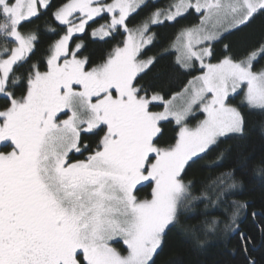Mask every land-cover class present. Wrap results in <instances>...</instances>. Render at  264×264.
I'll list each match as a JSON object with an SVG mask.
<instances>
[{
  "label": "snow or ice",
  "instance_id": "6c2138e0",
  "mask_svg": "<svg viewBox=\"0 0 264 264\" xmlns=\"http://www.w3.org/2000/svg\"><path fill=\"white\" fill-rule=\"evenodd\" d=\"M146 3L62 4L53 15L66 33L51 46L47 71L34 64L24 94L17 96L22 78L14 66H22L38 41L35 32L21 31L22 23L38 17L39 9L50 3L0 0V98L6 101L0 107V264H155L179 209L194 199L181 177L186 165L202 158L220 137L245 133L244 117L228 103L229 96L242 90L249 107L264 110V69L253 70V62L264 58V43L244 60L225 57L216 64L204 62L212 55L210 44L194 48L264 14V0H177L169 10L151 15L150 24L156 25L175 21L189 8L203 12L201 26L181 33L185 43L178 63L187 68L194 58L206 71L189 82L191 94L179 109L158 93L149 97L136 82L154 63V58H139L153 37L146 35L148 21L131 30L126 20ZM102 13L110 15V22L94 29L93 37L103 39L119 28L128 35L103 63L88 68L87 59L76 55L82 44L73 50L69 41ZM207 22L210 28L204 27ZM153 101L164 103V111H152ZM193 105H199L204 119L189 128L183 122ZM169 118L180 128L175 143L162 147L160 122ZM97 130L103 135L89 151L82 136ZM72 152L88 155L69 162ZM257 174L264 175V161ZM225 177L219 180L217 200H226L227 190L237 187L233 173ZM145 182L152 184L151 198L140 200L135 192ZM246 208V203L233 201L223 230L239 233L245 264H257L249 251L255 242L239 231ZM220 226L213 219L205 230L215 233ZM260 234L264 240V226ZM112 242H122L126 254Z\"/></svg>",
  "mask_w": 264,
  "mask_h": 264
},
{
  "label": "trees",
  "instance_id": "16d2710c",
  "mask_svg": "<svg viewBox=\"0 0 264 264\" xmlns=\"http://www.w3.org/2000/svg\"><path fill=\"white\" fill-rule=\"evenodd\" d=\"M112 0H104L110 3ZM68 0H50V6L39 11L38 17L23 22L21 31L25 34L35 32L38 41L34 50L28 54L29 58L21 62L22 66H14L16 75L21 82L16 88V95L24 94L27 76L35 64L40 71H47V58L51 46L66 33V26L55 20L53 13ZM177 0H149L146 6L140 7L127 20L128 28H135L147 20L158 9L163 11L171 8ZM78 16V15H77ZM201 14L190 9L175 21H164L162 24L151 25L148 35L152 42L141 50L140 59L154 58V63L141 73L137 84L147 90L149 97L158 93L163 99H168L180 92L190 79L202 73L203 69L194 62L189 68L182 67L172 50L174 41L186 29L196 26ZM110 16L102 15L89 23L84 33H75L70 39L71 49L78 43L82 47L77 52L81 59H87V67L91 68L103 63L116 47H120L124 39V32L119 28L105 39H93L90 31L101 24L109 23ZM55 29V32L51 31ZM264 43V14H257L246 26L233 29L222 35L211 44L212 55L208 63H218L225 57L234 61L246 58L249 53ZM227 46V47H226ZM264 68V58H258L253 69L260 71ZM237 107L245 120L243 137L231 134L219 138L218 143L211 147L202 158L190 162L181 174L183 182L188 185L194 199L178 212V219L170 227L163 250L155 257V264H245V256L241 250L239 233H227L223 230V222L231 213L227 209L233 201L246 203L247 208L241 211L239 231L252 238L255 246L249 245V251L257 264H264V240L261 238L260 227L264 226V175H258L257 169L264 161V110L249 107L241 95L229 100ZM6 101L0 98V107ZM152 111L161 109L160 104H152ZM202 119V114H196L188 119L189 127H194ZM162 135L159 145L166 147L174 144L178 127L172 121L161 122ZM103 132L97 130L95 134H84L82 143L90 146L89 151L98 144ZM88 152L83 155L72 152L70 161L85 160ZM233 173L237 187L227 190V199L217 200L221 178L226 173ZM152 184L146 183L137 188L135 194L138 199H149ZM216 201L215 204L212 201ZM256 213L254 218L252 213ZM213 219L221 221L220 230L209 233L205 230L206 222ZM253 248L257 250H253ZM124 252L125 250H121Z\"/></svg>",
  "mask_w": 264,
  "mask_h": 264
},
{
  "label": "rangeland",
  "instance_id": "374dc122",
  "mask_svg": "<svg viewBox=\"0 0 264 264\" xmlns=\"http://www.w3.org/2000/svg\"><path fill=\"white\" fill-rule=\"evenodd\" d=\"M50 1V0H49ZM147 1H149V0H147ZM113 2V0L110 2V3H112ZM192 2L194 3L195 2V0H192ZM201 2L203 3V0H201ZM176 3V2H175ZM170 9V8H169ZM169 9H167V10H169ZM190 9H193V10H195L194 8H189V9H187L183 14H185L188 10H190ZM41 9H39V11H40ZM138 10V9H137ZM172 11H174V9H171ZM163 11H166V10H163ZM136 12V11H135ZM134 13V12H133ZM133 13H131V14H133ZM104 14H108V13H102V15H104ZM130 14V15H131ZM182 14V15H183ZM200 14H201V18H200V21H199V23L196 25V26H193L192 28H189V29H193V28H196V27H199V26H201V20H202V18H203V12H200ZM74 15H79V14H74ZM101 15V16H102ZM109 15V14H108ZM110 16V15H109ZM151 17V16H150ZM150 17L147 19V20H145V21H148L149 22V27L152 25V24H150ZM98 18H100V17H96V18H94V20L93 21H95L96 19H98ZM178 18V17H177ZM110 19H111V17H110ZM93 21H89V23H91V22H93ZM144 21V22H145ZM144 22H142L140 25H138V26H141ZM88 23V24H89ZM87 24V25H88ZM104 24H106V23H104ZM86 25V26H87ZM101 25H103V24H101ZM101 25H99L98 27H96V28H94V29H98V28H100V26ZM138 26H136L135 28H129V29H131V30H136V28L138 27ZM119 27V26H118ZM204 27H208V28H210L211 27V22H207L205 25H204ZM94 29H92L91 31H90V35H91V37L93 38V39H98V40H102L99 36H96V37H93V35H92V32H93V30ZM121 30L124 32V30H123V28H121ZM231 30H233V29H231ZM230 30V31H231ZM227 32H229V31H224L223 33H222V35H224V34H226ZM125 34H124V39H123V41H122V44H121V46L120 47H122L123 46V42L125 41V39L127 38V33L126 32H124ZM182 33V32H181ZM181 33H180V35L177 37V39L174 41V43H173V46H172V50L175 52V54H176V58H177V61H178V57H180V58H182L183 57V52H184V48H183V44L185 43V39H184V37L181 35ZM146 35H148V33H146ZM221 35V36H222ZM110 36V35H109ZM108 37V36H107ZM107 37H104L103 39H105V38H107ZM214 41H216V40H214ZM214 41H211V42H205L204 44H199V45H194V48L196 49V50H200V49H202L203 47H205V46H209V44H210V48H211V44L214 42ZM12 45L10 44L9 45V47H11ZM73 50H75L76 49V46L74 47V48H72ZM143 49V48H142ZM77 54V53H76ZM210 57V56H209ZM209 57H205L204 58V62L205 63H208V59H209ZM69 59H71V56L69 55V57H68ZM77 58L78 59H81V58H79L78 56H77ZM247 58V57H246ZM246 58H244V59H246ZM259 58V57H258ZM258 58H257V60H258ZM61 59H63V58H61ZM244 59H242V60H244ZM257 60H255L254 62H253V64H255L256 62H257ZM239 61H241V60H239ZM239 61H237V62H239ZM194 62H196L200 67H201V65H200V61L199 60H195L194 58H193V60H192V62H191V65L194 63ZM219 63V62H218ZM180 65H181V63H179ZM216 64V63H215ZM182 66V65H181ZM185 68V67H184ZM187 68H189V67H187ZM202 68V67H201ZM203 69V71H202V73H200L199 75H197L196 77H198V76H200V75H202L203 74V72L204 71H206V69H204V68H202ZM264 69V68H263ZM254 70V69H253ZM255 71V70H254ZM257 72H259V71H257ZM196 77H194V78H192V79H190V81H192L193 83H195V78ZM189 81V82H190ZM187 83L186 84V86L180 91V92H178V93H176V94H174L172 97H170V98H168V99H163L165 102H168V101H171V104H172V106H175L177 109H179V108H181L182 106H184V104L186 103V101H187V99L189 98V96H190V94H191V91H192V85L190 84V83ZM239 95H241V98L242 99H244V91H242V90H238V93H236V94H232V95H230L229 96V98H228V103H230V101L229 100H231V99H233V98H235V97H237V96H239ZM246 103V102H245ZM152 104H160L161 105V109L160 110H158V111H154V112H162V111H164V103H161L160 101H153L152 102ZM231 104V103H230ZM247 104V103H246ZM232 105V104H231ZM232 106H234V105H232ZM235 107V106H234ZM256 109H259V108H256ZM196 114H202V119L200 120V121H202L203 119H204V113L203 112H201L200 111V109H199V105H193L192 106V111H191V113H189L187 116H186V118H185V120H184V124H186V126L187 127H189L188 126V124H187V121H188V119L189 118H191L192 116H194V115H196ZM63 118L64 119H66L67 117L66 116H63ZM167 121H172L174 124H175V126H177L178 127V132H179V128H180V126L179 125H177L176 123H175V120L174 119H172V118H169V120H167ZM200 121L197 123V125L200 123ZM161 122H165V121H161ZM160 122V123H161ZM197 125L196 126H194V127H189V128H195V127H197ZM229 135H231V134H229ZM228 136V135H227ZM226 137V136H225ZM220 138H223V137H220ZM203 155V153L201 154V156ZM194 159H196V158H194ZM191 162V161H190ZM189 162V163H190ZM187 166V165H186ZM186 168V167H185ZM183 173V172H182ZM181 173V174H182ZM146 183H149V182H145L143 185H145ZM143 185H138L137 186V188L138 187H140V186H143ZM151 190H152V188H151ZM151 190H150V198H151ZM136 195V194H135ZM149 198V199H150ZM113 243V246L114 247H116L118 250H125L124 252H122V253H125L126 254V247L122 244V242H119V243H117V242H112Z\"/></svg>",
  "mask_w": 264,
  "mask_h": 264
},
{
  "label": "flooded vegetation",
  "instance_id": "af4514ba",
  "mask_svg": "<svg viewBox=\"0 0 264 264\" xmlns=\"http://www.w3.org/2000/svg\"><path fill=\"white\" fill-rule=\"evenodd\" d=\"M59 115H60V118H61V119H64V118H63V116H64L63 114H59ZM253 250H257V249L253 248Z\"/></svg>",
  "mask_w": 264,
  "mask_h": 264
}]
</instances>
